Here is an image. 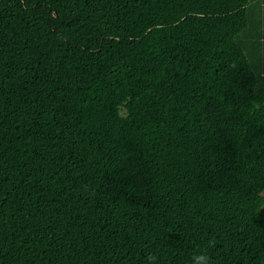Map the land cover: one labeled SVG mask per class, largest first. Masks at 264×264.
<instances>
[{
    "label": "trees",
    "instance_id": "1",
    "mask_svg": "<svg viewBox=\"0 0 264 264\" xmlns=\"http://www.w3.org/2000/svg\"><path fill=\"white\" fill-rule=\"evenodd\" d=\"M264 0H0V264H264Z\"/></svg>",
    "mask_w": 264,
    "mask_h": 264
},
{
    "label": "crops",
    "instance_id": "2",
    "mask_svg": "<svg viewBox=\"0 0 264 264\" xmlns=\"http://www.w3.org/2000/svg\"><path fill=\"white\" fill-rule=\"evenodd\" d=\"M264 40V39H263Z\"/></svg>",
    "mask_w": 264,
    "mask_h": 264
}]
</instances>
